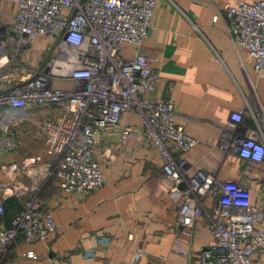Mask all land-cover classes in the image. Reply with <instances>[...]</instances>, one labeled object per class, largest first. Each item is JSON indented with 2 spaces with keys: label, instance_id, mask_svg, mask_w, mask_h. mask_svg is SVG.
I'll return each instance as SVG.
<instances>
[{
  "label": "crops",
  "instance_id": "1",
  "mask_svg": "<svg viewBox=\"0 0 264 264\" xmlns=\"http://www.w3.org/2000/svg\"><path fill=\"white\" fill-rule=\"evenodd\" d=\"M242 1L258 0H158L143 49L150 58H159L154 62L159 77L149 96L170 97L177 123L199 140L188 153L175 152L177 158L188 160L189 175L203 169L219 181H235L248 187L251 201L258 204L264 197V161L251 164L221 142L231 114L240 109L245 131L256 132L264 125L254 116L256 110L264 115V77L255 72L249 52L233 43L230 18L222 10L227 2ZM15 14L12 0H0V92L46 70L49 60L58 56L48 39L30 40L13 33ZM135 53L132 44H123L124 58ZM51 84L69 89L80 83L70 76H54ZM63 111L61 106L8 107L0 119V127L13 126L21 141L18 150L0 159V198L7 205L4 222L8 224L36 190L58 224L46 241L27 243L20 236L0 264H132L140 249L144 255L137 264H186L173 250L176 238L199 260L212 241L208 225L218 196L205 199V213L195 220L190 234L184 233L177 203L170 196L173 181L162 173V155L135 111L124 114L118 131L97 135L95 155L106 182L96 191L65 193L55 175L46 177L41 166L32 164L31 159L40 157L56 165L59 156L47 153L41 125ZM13 163L16 169L11 168ZM99 235L111 237L107 248L98 246ZM93 247L96 257H84ZM31 249L36 259L24 254ZM254 262L264 264V246L255 252Z\"/></svg>",
  "mask_w": 264,
  "mask_h": 264
},
{
  "label": "built area",
  "instance_id": "2",
  "mask_svg": "<svg viewBox=\"0 0 264 264\" xmlns=\"http://www.w3.org/2000/svg\"><path fill=\"white\" fill-rule=\"evenodd\" d=\"M16 5L11 30L30 40L44 37L58 49V56L47 69L24 78L0 92V119L8 107L61 106L57 119L41 125L48 154L58 155L54 166L40 157L31 159L44 169L45 176L55 175L63 192L87 194L106 182L101 162L96 158L99 132L118 131L123 116L135 111L142 119L147 136L160 151L161 171L173 185L170 196L176 201L178 219L184 233L190 234L195 220L202 216L205 199L218 196L208 229L211 243L195 260L180 238L173 250L186 259V264H255V252L264 246V197L251 201L248 187L235 181H219L203 169L188 173L189 162L177 158L186 154L199 140L176 121V107L170 97L156 100L149 96L159 70L143 49L158 7V0H12ZM222 10L230 18L228 30L233 43L246 49L254 60V70L264 77V0L250 3L227 2ZM218 16L215 17V20ZM124 43L132 44L136 53L124 58ZM71 67V71L67 69ZM54 76H70L79 85L65 89L52 86ZM244 109L233 112L221 137L223 146L251 164L264 161V125L258 131H245L241 124ZM255 119L264 121L256 110ZM17 130L10 125L0 127V159L19 149ZM18 165L13 163L12 169ZM183 186V187H182ZM6 201L0 198V263L9 247L22 236L27 243L46 241L58 224L51 210L43 207L38 192L33 190L8 224L4 222ZM98 246L107 248L111 237L99 235ZM97 247L84 252L95 258ZM37 258L31 249L24 253ZM144 252L135 254L137 264Z\"/></svg>",
  "mask_w": 264,
  "mask_h": 264
},
{
  "label": "trees",
  "instance_id": "3",
  "mask_svg": "<svg viewBox=\"0 0 264 264\" xmlns=\"http://www.w3.org/2000/svg\"><path fill=\"white\" fill-rule=\"evenodd\" d=\"M6 214H7V205H6Z\"/></svg>",
  "mask_w": 264,
  "mask_h": 264
},
{
  "label": "rangeland",
  "instance_id": "4",
  "mask_svg": "<svg viewBox=\"0 0 264 264\" xmlns=\"http://www.w3.org/2000/svg\"><path fill=\"white\" fill-rule=\"evenodd\" d=\"M13 244H14V243H13ZM13 244H12V245H13Z\"/></svg>",
  "mask_w": 264,
  "mask_h": 264
},
{
  "label": "water",
  "instance_id": "5",
  "mask_svg": "<svg viewBox=\"0 0 264 264\" xmlns=\"http://www.w3.org/2000/svg\"><path fill=\"white\" fill-rule=\"evenodd\" d=\"M183 187V186H182Z\"/></svg>",
  "mask_w": 264,
  "mask_h": 264
}]
</instances>
